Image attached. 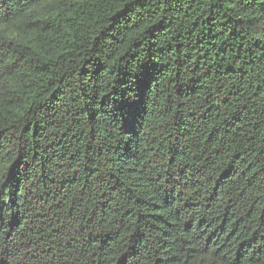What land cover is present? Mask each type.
<instances>
[{
  "label": "trees",
  "instance_id": "trees-1",
  "mask_svg": "<svg viewBox=\"0 0 264 264\" xmlns=\"http://www.w3.org/2000/svg\"><path fill=\"white\" fill-rule=\"evenodd\" d=\"M0 264H264V0H0Z\"/></svg>",
  "mask_w": 264,
  "mask_h": 264
}]
</instances>
